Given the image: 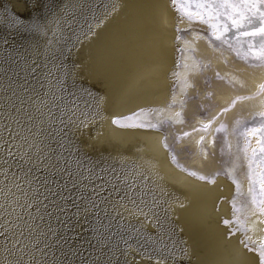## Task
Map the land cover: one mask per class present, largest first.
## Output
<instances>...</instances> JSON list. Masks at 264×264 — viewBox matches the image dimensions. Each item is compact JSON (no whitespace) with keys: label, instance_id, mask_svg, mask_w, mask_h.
I'll return each mask as SVG.
<instances>
[{"label":"bare ground","instance_id":"bare-ground-1","mask_svg":"<svg viewBox=\"0 0 264 264\" xmlns=\"http://www.w3.org/2000/svg\"><path fill=\"white\" fill-rule=\"evenodd\" d=\"M191 24L180 20L172 0H0V92L16 88L14 81L25 75V57L58 65L54 73L63 99L54 114L67 121L61 112L74 100L76 116L87 125L74 132L69 124L62 143L68 145L71 138L81 145L94 161L100 160L98 167L108 169L104 178L112 181L93 197L97 206L82 235L86 220L76 230L79 235L51 221L72 239L46 249L41 242L44 254L36 253L41 264H258V253L244 244L254 249L246 237L264 239V223L258 222L264 216L252 214L247 161L238 151L244 142L235 127L237 120H253L264 111V94L254 96L264 84V68L240 60L233 49L195 30L178 36L177 29ZM69 70L76 74V84L65 76ZM207 73L211 84L205 116L200 101L190 97L197 92L203 96ZM245 96L254 98L236 100ZM223 108L230 110L221 113ZM134 113L131 120H119L123 128L113 123V118ZM217 114L207 132L193 131ZM164 118L173 127L169 132L181 133L179 151L165 148V133L157 126H128L153 125ZM221 121L226 126L223 145L215 133ZM189 148L188 158L183 155ZM178 155L184 158L182 168L173 163ZM233 181L240 185L237 195ZM113 186L118 190L113 192ZM233 199L242 209L237 213L242 225H228L227 230L222 221L233 219ZM233 227L239 230L231 235ZM123 239L125 258L120 256ZM53 240L55 236L48 243Z\"/></svg>","mask_w":264,"mask_h":264},{"label":"snow or ice","instance_id":"snow-or-ice-1","mask_svg":"<svg viewBox=\"0 0 264 264\" xmlns=\"http://www.w3.org/2000/svg\"><path fill=\"white\" fill-rule=\"evenodd\" d=\"M172 4L181 21L186 19L189 23L198 21L207 25L216 40H223L230 28L237 29L242 36L248 37L244 58L255 61L252 66L264 68V0H172ZM257 40L258 47L253 43ZM240 54L237 52V55ZM49 64L51 61L43 65L35 59L29 62L25 57V75L19 81H14L16 88L10 94H6L8 88L0 92V175L3 176V180H0V264H41L36 255L38 251L44 254L43 249L38 247L41 242L44 248H50L48 241L52 236L56 237L57 244L61 241L69 243L72 239L54 229L51 221L59 222L65 232H76L82 226V219L86 220L97 206L93 197H99L112 183L111 179L104 178L108 169L98 167L101 163L99 159L94 161L71 138L68 145L62 143L67 135L64 129L69 124L74 132L87 125L76 116L74 100L65 105L67 112H61V116L67 115V121L55 116L53 110L60 107L58 102L63 96L58 92L57 84L60 81L54 73L58 65L49 67ZM65 76L71 78L73 84L77 83L73 71L65 72ZM258 89L254 96L264 94V84H260ZM254 96L237 97L236 100H250ZM236 100L232 101L230 107L235 106ZM229 110L223 108L221 113ZM136 115L114 118L113 123L118 124L120 119L131 120ZM218 116H213L193 131L207 132ZM256 117H259L258 126L244 127L238 132L244 142L242 147L238 145V151L247 161L248 192L255 210L252 214L264 216V111L255 113L254 121ZM236 123L240 125L241 122L237 120ZM128 126L156 127L143 123ZM225 127L221 125L215 131H222ZM183 135L188 136L189 133ZM252 138H255L254 147ZM200 139L203 141L204 137ZM72 153L77 155L75 160ZM190 175L197 174L191 172ZM198 179L205 180L207 177L198 176ZM233 182L239 194L240 185ZM117 190L113 186L112 191ZM69 209L74 211L70 212ZM232 209L233 219H224L223 224L242 225L237 215L242 209L237 207L235 199ZM258 222L264 223V220ZM243 230L250 231L248 228ZM76 234L79 235L78 232ZM246 239L256 247L249 248L245 243V248L258 253V264H264V239L259 242L250 236Z\"/></svg>","mask_w":264,"mask_h":264},{"label":"rangeland","instance_id":"rangeland-1","mask_svg":"<svg viewBox=\"0 0 264 264\" xmlns=\"http://www.w3.org/2000/svg\"><path fill=\"white\" fill-rule=\"evenodd\" d=\"M60 2H66V0H60ZM38 13H37V15H38ZM9 16L12 17V14L9 15ZM223 22L228 23L227 20H224ZM193 30H195L196 32H198V33H200V34H202L204 36H207L214 43H217V44H220V45H224L225 47L233 49L235 54H236V57L239 58L240 60H244L246 62H249L250 64H254L255 63V61L251 60V58H247V59L244 58V52L247 49L248 37L242 36L240 34V32L237 31V29L230 28V30L225 34V38L223 40H216L214 38V36L212 35L211 29H209L207 27V25L197 21V22H193L191 25H188L187 27L180 28L179 30L177 29V32L179 33L178 36L185 37L187 34L191 33ZM48 39L50 40V37ZM253 43H255L257 45V47L259 46V41L258 40L257 41H253ZM25 52H27V49L25 50ZM237 52H240L241 54L237 55ZM181 62L182 61H180V59L177 60V64L178 65H180ZM70 65H72V67L74 69H79L80 68L79 64L73 63V64H70ZM86 74L87 73H80V77L84 78V77L87 76ZM210 84H211V75H210V73H207L206 78L204 80V85H203V88L205 87L203 89L204 90L203 91V96H201L197 92V93L192 94L191 97H190V100L193 99V100H199L200 101V103H199L200 113H201V115H205V116L208 115V107L205 106L204 104L208 101L207 99L210 97V93H209L210 92L209 91ZM174 86H175V82L172 83V87H174ZM80 97L83 98L82 95H80ZM201 99H204V101H201ZM240 122H241L240 125H237L238 127H235L238 132L242 131L244 127L252 128V127L258 126L259 118H256L255 121L254 120H249V121L248 120H246V121L241 120ZM170 123L171 122H170V120L168 118H164L162 120L156 121V123H154L153 125H156L159 128V130H161V131H163L165 133V136L163 137V143L162 144L164 146L167 145V147L165 146V148H167L168 151L170 153H172V152H175V151H179V149H180L176 143L178 142L177 140H181V137H180L181 133L177 132V134L175 135L174 131L169 132V128L172 127V125ZM115 125H117L119 127H122V128L125 127V125L121 124V123H118V124L115 123ZM121 125H123V126H121ZM221 125L225 126V122L221 121L216 126V129L220 128ZM146 128H151V127H146ZM152 129H154V128H152ZM223 132H224V129L222 131H219V132L216 131L215 132L216 133V140L219 141L221 145H223V143H225V141H226V137H225V134ZM177 136H179L178 139L176 138ZM187 153L188 154H185L183 156H187L188 155V158H189L190 155L192 154V151H191L190 148L187 151ZM181 156L182 155H178V159L180 157L179 160L178 159H173V163L175 165H177V166L182 168L183 166L180 165V161H183L184 158H182ZM186 171H188L189 173L191 172L189 169H187ZM228 177H230V176H228ZM234 195H237L236 191H235ZM87 226H88V220L86 219V221L83 222V226H82L81 230L79 231V232H81V235H82V233L86 232V229L88 228ZM232 229H235V227H233ZM227 230H228V225H227ZM235 231L237 233L238 230H236V229L232 230V232L229 233V234L232 235ZM127 235H128V233H123L122 237H125ZM126 241L127 240H124V239L120 241V243H121V251H122L121 255H120L121 258H125V256H127L126 252H124L125 250L128 249ZM55 244H56L55 240L50 241V248L53 247ZM246 244H248V242H246ZM44 249H46V248H44ZM100 255L103 258H105V260L109 259V256H106V257L104 256L105 255L104 252L100 253Z\"/></svg>","mask_w":264,"mask_h":264}]
</instances>
